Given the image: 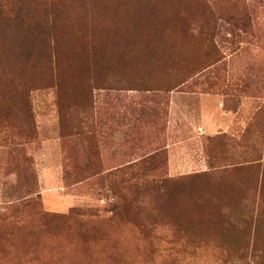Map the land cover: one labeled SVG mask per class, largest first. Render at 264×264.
<instances>
[{"label": "rangeland", "instance_id": "rangeland-1", "mask_svg": "<svg viewBox=\"0 0 264 264\" xmlns=\"http://www.w3.org/2000/svg\"><path fill=\"white\" fill-rule=\"evenodd\" d=\"M0 264H264V0H0Z\"/></svg>", "mask_w": 264, "mask_h": 264}, {"label": "trees", "instance_id": "trees-1", "mask_svg": "<svg viewBox=\"0 0 264 264\" xmlns=\"http://www.w3.org/2000/svg\"><path fill=\"white\" fill-rule=\"evenodd\" d=\"M172 13L165 12V9L160 10L158 13H153L150 17L145 20L139 21L136 23L137 30L135 32H148L151 37L146 38H164L165 34L173 30L172 17L175 12ZM176 15V14H175ZM144 22V23H143ZM145 33V34H146ZM142 38V37H141ZM163 41L154 42L155 44H161ZM166 44L169 46L170 43L166 41ZM167 48V47H166Z\"/></svg>", "mask_w": 264, "mask_h": 264}]
</instances>
